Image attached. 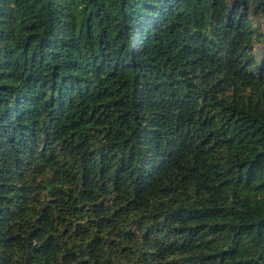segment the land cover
Masks as SVG:
<instances>
[{"label": "trees", "instance_id": "obj_1", "mask_svg": "<svg viewBox=\"0 0 264 264\" xmlns=\"http://www.w3.org/2000/svg\"><path fill=\"white\" fill-rule=\"evenodd\" d=\"M0 264H264V0H0Z\"/></svg>", "mask_w": 264, "mask_h": 264}]
</instances>
